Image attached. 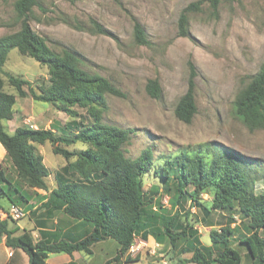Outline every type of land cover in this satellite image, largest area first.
Instances as JSON below:
<instances>
[{
    "label": "rangeland",
    "instance_id": "rangeland-1",
    "mask_svg": "<svg viewBox=\"0 0 264 264\" xmlns=\"http://www.w3.org/2000/svg\"><path fill=\"white\" fill-rule=\"evenodd\" d=\"M15 1L0 0V38L21 28ZM196 1H201L200 8L187 11L189 35L182 36L180 15ZM39 3L33 7L29 22L47 45L57 53L64 49L74 51L85 70L108 78L126 96L106 94L107 108L73 107L79 112L73 117L59 104L33 98L30 85L37 93L50 88V69L14 48L1 73L4 89L17 98L14 117L6 121L7 129L13 130L18 125L32 128L33 124V129L47 128L57 134L73 135L80 127L92 123V112L100 113L105 123L133 128L131 140L123 147L126 155L136 158L145 149L153 153L152 169L143 176L144 188L155 196L149 209L169 215L178 213L181 220L191 210L195 214L188 219L190 223L195 217L199 219L198 208H192L190 199L179 207L174 205L175 191L169 187L174 188L176 180L161 176L166 161L184 150L191 151L203 143L235 149L258 176L256 191L264 193V128L250 130L234 112L240 91L264 63V0H220L217 9L211 0H39ZM136 21L143 25L148 44L136 42ZM95 22L109 34L96 32ZM192 66L196 71L198 110L192 121L186 123L177 118L175 108L189 87ZM10 74L31 82L24 85L27 96H20L9 81ZM154 79L161 85V97H153L147 91L148 83ZM63 146L70 150L87 147L82 142ZM36 147L51 170L47 182L53 187L57 184L55 172L76 157L66 159L54 153L50 142ZM204 153L207 159L212 156ZM0 166L16 181L15 169L7 157L0 160ZM208 197L203 195L205 199ZM206 223L236 226L233 244L244 253L242 264H247L245 250H249L238 242L248 233V219L238 209L214 210ZM88 224L92 230L93 225ZM196 227L204 234L210 229L200 222ZM261 235L264 236V230ZM162 241L149 240L138 253L128 250L113 264H180V258L190 255L180 250L185 246V238L179 239L176 247L166 237ZM205 241L210 242L211 238L205 237ZM155 243L160 245L151 251ZM118 249L119 243L108 238L95 243L92 253L82 251L78 264H105L117 255ZM4 253L0 250L3 257ZM57 255L51 258L56 257L58 264H66Z\"/></svg>",
    "mask_w": 264,
    "mask_h": 264
},
{
    "label": "trees",
    "instance_id": "trees-1",
    "mask_svg": "<svg viewBox=\"0 0 264 264\" xmlns=\"http://www.w3.org/2000/svg\"><path fill=\"white\" fill-rule=\"evenodd\" d=\"M219 2L211 0L214 9ZM200 4L201 1L192 2L182 11L180 35H189L187 11L199 9ZM39 5V0H16L14 8L21 20V28L0 38V142L16 173V181H13L0 166V191L13 204L21 205L28 201L25 187L48 190L47 177L51 170L36 144L50 142L54 153L66 159L76 157L55 172L54 208L63 209L73 219L91 223L93 228L83 238L62 237L55 241L41 238L35 241L27 230L16 234L19 229L11 228L6 218L0 219V243L5 238L7 246L23 249L29 256V264H48L50 253L84 251L90 254L95 243L113 238L119 243L118 253L105 263L112 264L128 251L135 235L147 238L152 234L160 242H163L162 237L168 238L173 247L177 246L179 239L185 238L186 246L181 252H192V256L180 258V264H241L242 255L233 246L236 226L231 223L214 226L209 232L211 245L202 242L196 227L198 222L210 226L206 221L214 210L238 209L248 219V233L239 243L247 246L253 259L264 264V236L261 235L264 230V193L256 191L258 176L235 149L203 143L191 151H182L162 166L161 176L176 180L175 187H169L175 191L174 205L179 207L184 200L190 199L192 208H198L196 212L201 213L199 219L195 217L190 223L188 219L195 214L191 210L186 212L185 220H181L178 213L169 215L149 209L155 203V196L144 188L143 176L152 169L153 153L151 149H145L136 158L126 155L123 147L131 140L135 132L133 128L105 123L100 113L92 112V123L80 127L73 135L57 134L47 128L19 126L14 132L7 129L6 121L14 117L17 98L4 89L1 73L14 48L50 69L51 86L42 93H37L30 81L10 74V83L22 97L28 95L24 85H30L34 99L59 104L63 111L75 117L79 112L73 107L107 108L106 94L126 96L108 78L85 70L81 66L82 59L74 51L64 49L57 53L47 45L29 22L33 7ZM95 31L109 34L98 22H95ZM135 40L139 44L149 43L146 31L138 21L135 23ZM195 76L192 66L189 87L175 108L177 118L186 123L192 121L198 110ZM147 91L153 97L162 96L157 79L148 83ZM234 112L250 130L264 128V63L240 91ZM77 142L87 147L70 150L63 146ZM204 152L212 156L207 159ZM189 185L194 188L188 190ZM207 194L209 197L203 198Z\"/></svg>",
    "mask_w": 264,
    "mask_h": 264
},
{
    "label": "crops",
    "instance_id": "crops-1",
    "mask_svg": "<svg viewBox=\"0 0 264 264\" xmlns=\"http://www.w3.org/2000/svg\"><path fill=\"white\" fill-rule=\"evenodd\" d=\"M6 126H8L7 123ZM19 126L20 125H18L17 127ZM15 129L8 130L10 132H14ZM3 157H6V149L0 142V160ZM56 186L57 184L53 187H50L48 183V190L42 188H29L31 191H28V187H25L28 201L24 202L21 205L13 204L9 200V198L0 191V219L8 218L10 221V227L19 229L16 234H20L25 230L29 231L35 241L41 238L55 241L61 239L62 237L78 239L87 236V234L91 231V227L89 224L84 223L83 221H80L78 219L71 218L63 211V209L54 208L55 202L52 190ZM13 207H19L23 209L25 215L18 219L12 218L11 211ZM203 226L205 228L209 227L210 229L207 234L200 233L201 240L205 245H211L212 242L205 241V237H210L209 232L214 226ZM155 238L156 237H154L152 234L148 236V239L150 241L153 239L155 242H157ZM233 246L235 247V244ZM245 248H247V246H245ZM0 250L3 251V253L5 252L4 257L6 256V260H4L5 258L0 255V264H29L28 254L21 248L7 246L5 243V238H3L2 242L0 243ZM245 252V255H247L248 257L247 264H263L260 260L253 259L249 255V251L245 250ZM185 253H188L190 255L184 256L183 258H189L192 256V252ZM240 253L241 255L244 254L242 252ZM53 254H58L57 257L64 259L63 261H65L66 264H78V262L82 259V251H74L72 254L66 252L50 253L49 257L47 258L48 264H58V262L54 260V258L56 257L51 258ZM187 264L198 263L190 262Z\"/></svg>",
    "mask_w": 264,
    "mask_h": 264
},
{
    "label": "built area",
    "instance_id": "built-area-1",
    "mask_svg": "<svg viewBox=\"0 0 264 264\" xmlns=\"http://www.w3.org/2000/svg\"><path fill=\"white\" fill-rule=\"evenodd\" d=\"M32 128L34 127L33 124H31ZM25 215V212L23 209L19 207H13L11 211V217L12 218H21ZM149 243L148 238L143 237L142 235H135L134 241L129 247V252L132 254L138 253L146 244ZM159 243H155V245L152 247L151 251H155V246H159Z\"/></svg>",
    "mask_w": 264,
    "mask_h": 264
}]
</instances>
